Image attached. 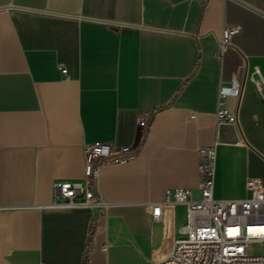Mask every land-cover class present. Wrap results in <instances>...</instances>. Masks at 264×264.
<instances>
[{
	"label": "crops",
	"instance_id": "crops-1",
	"mask_svg": "<svg viewBox=\"0 0 264 264\" xmlns=\"http://www.w3.org/2000/svg\"><path fill=\"white\" fill-rule=\"evenodd\" d=\"M239 1L0 0V264H154L186 214L150 206L165 189L198 196L200 147L214 145L213 198L264 178V0ZM233 78L221 104L236 121L216 122ZM84 142L138 156L99 169V211L47 207L53 182L82 179Z\"/></svg>",
	"mask_w": 264,
	"mask_h": 264
},
{
	"label": "built area",
	"instance_id": "built-area-1",
	"mask_svg": "<svg viewBox=\"0 0 264 264\" xmlns=\"http://www.w3.org/2000/svg\"><path fill=\"white\" fill-rule=\"evenodd\" d=\"M241 3L239 0H231ZM264 17V10L258 11ZM240 30L238 23L222 27L217 38L220 52L231 46L230 37ZM219 52V53H220ZM218 53V54H219ZM61 71L62 64L57 65ZM239 85L233 78L217 88L216 122L234 123V110L222 106L225 98H236ZM139 118L137 125L142 126ZM83 176L80 181H55L49 208L83 207L92 213L99 211L103 200L97 196L93 184L99 169L108 164H123L138 156L137 145H114L111 142H84L81 145ZM198 196L192 197L188 188L164 190L163 201L150 206L152 220L161 217L164 203L182 204L186 224L183 233L172 242L168 253L154 264H264V253L248 255L245 248L252 240H264V179L247 177V196L238 199H216L212 196L214 145L197 149ZM89 227H92V222ZM100 250H105L101 245Z\"/></svg>",
	"mask_w": 264,
	"mask_h": 264
},
{
	"label": "rangeland",
	"instance_id": "rangeland-1",
	"mask_svg": "<svg viewBox=\"0 0 264 264\" xmlns=\"http://www.w3.org/2000/svg\"><path fill=\"white\" fill-rule=\"evenodd\" d=\"M245 252L248 255H259L264 253V240L250 241L245 248Z\"/></svg>",
	"mask_w": 264,
	"mask_h": 264
},
{
	"label": "water",
	"instance_id": "water-1",
	"mask_svg": "<svg viewBox=\"0 0 264 264\" xmlns=\"http://www.w3.org/2000/svg\"><path fill=\"white\" fill-rule=\"evenodd\" d=\"M249 146V145H248ZM250 147V146H249ZM251 148V147H250ZM252 149V148H251ZM257 153V152H256ZM258 154V153H257ZM263 160H264V157L263 156H261L260 154H258Z\"/></svg>",
	"mask_w": 264,
	"mask_h": 264
}]
</instances>
